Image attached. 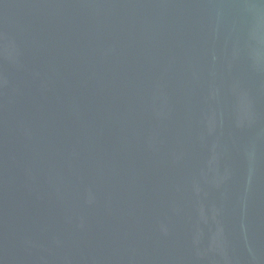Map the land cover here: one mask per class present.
<instances>
[{
	"label": "water",
	"instance_id": "1",
	"mask_svg": "<svg viewBox=\"0 0 264 264\" xmlns=\"http://www.w3.org/2000/svg\"><path fill=\"white\" fill-rule=\"evenodd\" d=\"M0 264H264V0H0Z\"/></svg>",
	"mask_w": 264,
	"mask_h": 264
}]
</instances>
